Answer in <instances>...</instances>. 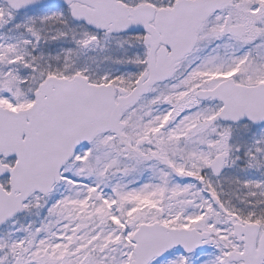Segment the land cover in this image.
<instances>
[{
    "label": "snow or ice",
    "instance_id": "obj_1",
    "mask_svg": "<svg viewBox=\"0 0 264 264\" xmlns=\"http://www.w3.org/2000/svg\"><path fill=\"white\" fill-rule=\"evenodd\" d=\"M0 264H264V0H0Z\"/></svg>",
    "mask_w": 264,
    "mask_h": 264
}]
</instances>
